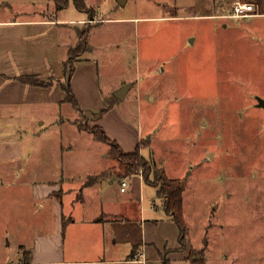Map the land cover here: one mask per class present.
Listing matches in <instances>:
<instances>
[{"label": "crops", "instance_id": "crops-1", "mask_svg": "<svg viewBox=\"0 0 264 264\" xmlns=\"http://www.w3.org/2000/svg\"><path fill=\"white\" fill-rule=\"evenodd\" d=\"M241 1L257 4L258 13L241 18L223 16L233 3ZM24 3L23 6L29 5L24 8L26 12L48 10L52 14L11 16L8 14L14 11L11 7L6 10L0 7V264H161L165 250L171 264H193L187 259L188 251L200 247L194 245L188 234L187 246L180 248L177 224L165 211L157 212L159 206L152 198L154 193L157 196L156 187H150L153 189L149 198L151 208L156 211L147 213L143 190L149 184L140 173L119 178L112 171L115 161L108 154V146L107 152L103 149L102 161L95 163L97 168L90 171L83 159L84 146L75 143L72 137H82L81 132L86 130L77 126L69 133L62 129L69 123L66 120L69 117L65 118L61 109L69 108L66 92L59 83L64 77L63 65L69 49L78 44V30L87 23L88 49L76 57L70 80L82 113L101 125L124 151H134L138 141L145 138L144 131L150 134L149 130H143L140 121L143 103L138 100L142 97L138 83L133 87L131 81L122 79L112 85L101 84L100 59L94 54L97 47L101 50L105 44L109 45L105 41L106 29L101 28L104 23L119 18L135 23L136 18L144 17H97L96 11L97 15L88 19L77 10L76 18L62 19L54 14L59 10L54 0ZM159 3L166 14L157 18L177 17V11L182 9L180 16L206 20L214 29L226 28L241 19L264 18V0ZM94 4L89 1L90 6ZM29 74L43 81L54 78L45 86L20 80V76ZM123 84L128 85L126 96L135 89L138 115L123 107L122 99L114 95ZM106 100L112 106L98 115ZM51 115L52 120H60L55 142H50ZM71 120L76 125V119ZM141 152L161 166L157 146L152 147L150 142ZM102 172L105 174L88 183L90 173L94 176ZM166 176L180 178L173 174ZM12 255L16 260L10 259Z\"/></svg>", "mask_w": 264, "mask_h": 264}, {"label": "rangeland", "instance_id": "rangeland-1", "mask_svg": "<svg viewBox=\"0 0 264 264\" xmlns=\"http://www.w3.org/2000/svg\"><path fill=\"white\" fill-rule=\"evenodd\" d=\"M27 1L0 0V7H11V16L51 13L26 12ZM89 1L97 3L91 6L94 17L97 12V17H144L135 23L119 18L101 27L109 45L94 51L100 81L112 85L126 79L142 89L143 119L139 117L143 130L150 132L144 131V137L159 148V162L168 175L187 177L184 221L194 245L205 246V264H264V107L259 105L264 99V18L214 29L206 20L180 16L182 9L177 17L157 18L166 14L161 0H85L87 5ZM61 9L53 11L57 18L73 19L75 11L81 12L74 0ZM133 90L124 94L122 106L138 115ZM66 104L69 108L61 109L69 123L62 129L76 130L77 120L96 124ZM52 117L49 135L55 142L60 120ZM81 133L73 141L84 146L83 159L92 171L107 145ZM63 139L66 144L68 138ZM148 187L143 190L147 213L156 211L149 200L153 188ZM154 195L157 212L164 213ZM10 259L16 260L14 255Z\"/></svg>", "mask_w": 264, "mask_h": 264}, {"label": "trees", "instance_id": "trees-1", "mask_svg": "<svg viewBox=\"0 0 264 264\" xmlns=\"http://www.w3.org/2000/svg\"><path fill=\"white\" fill-rule=\"evenodd\" d=\"M56 8H65L68 6L70 0H54ZM76 7L87 13L88 19L94 18L93 13L91 12V6L87 5L85 0H74ZM89 26L87 23L84 24L83 28L78 30V44L69 49L68 59L64 62L63 65V79H60V86L66 92L65 100L73 104V106L79 110L80 104H78L77 99L74 96L73 90L70 87V80L75 69V61L77 56L83 53L88 49L87 38L89 35ZM20 80L24 83L35 84L40 86L49 85L53 82L54 77L43 81L39 79L36 75H22L19 77ZM112 102L107 100L104 108H102L98 115H103L107 110L112 106ZM81 114H84L81 111ZM77 125L79 128L86 130L90 134H93L94 138L105 143L108 146V154L115 161L116 166L113 167V170L116 171L118 177H124L132 174H141L145 182L150 186L156 187V193L160 200L161 206L164 209L166 216L172 219L178 226V238L180 243V248L183 249L187 246V235H188V226L184 221L183 216V190L186 185L187 177L185 178H174L167 177L165 170L157 162L146 158L141 149L144 146H148L150 139L143 138L138 141L136 149L134 151H124L119 145V143L111 138L104 129L99 124H93L88 126L83 124L80 120H77ZM105 173H100L88 178V183L94 181L99 176L104 175ZM205 246L203 248H190L189 255L187 259L190 260L193 264H205ZM161 264H171L170 259L167 256L162 255Z\"/></svg>", "mask_w": 264, "mask_h": 264}, {"label": "built area", "instance_id": "built-area-1", "mask_svg": "<svg viewBox=\"0 0 264 264\" xmlns=\"http://www.w3.org/2000/svg\"><path fill=\"white\" fill-rule=\"evenodd\" d=\"M230 10L226 12L223 16H231L236 18L246 17L250 15H254L258 13L259 6L257 4H254L250 1H241V2H235L230 6ZM126 184V180L124 179L122 181V190H124V186Z\"/></svg>", "mask_w": 264, "mask_h": 264}, {"label": "water", "instance_id": "water-1", "mask_svg": "<svg viewBox=\"0 0 264 264\" xmlns=\"http://www.w3.org/2000/svg\"><path fill=\"white\" fill-rule=\"evenodd\" d=\"M120 1L122 2L124 0H120ZM127 86H128L127 84H123L120 89H118L117 91H115L114 92L115 97L118 98V99H122V97L125 94V91L128 88ZM259 105L262 106V107H264V99H260Z\"/></svg>", "mask_w": 264, "mask_h": 264}]
</instances>
